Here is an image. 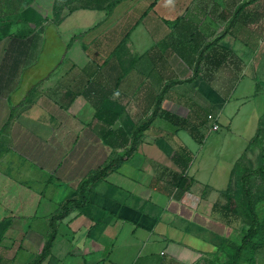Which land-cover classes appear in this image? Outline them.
<instances>
[{"label":"crops","instance_id":"0c3cea01","mask_svg":"<svg viewBox=\"0 0 264 264\" xmlns=\"http://www.w3.org/2000/svg\"><path fill=\"white\" fill-rule=\"evenodd\" d=\"M263 99L264 0H121L13 24L0 34V264L226 262L219 243L232 245L237 226L211 209L248 145L225 159L211 134L221 116L231 129L240 112H264ZM155 110L82 211L53 218L130 147L108 130L130 134ZM159 112L188 119L196 137Z\"/></svg>","mask_w":264,"mask_h":264},{"label":"trees","instance_id":"16d2710c","mask_svg":"<svg viewBox=\"0 0 264 264\" xmlns=\"http://www.w3.org/2000/svg\"><path fill=\"white\" fill-rule=\"evenodd\" d=\"M120 1L121 0H71L67 5L68 9L64 15L80 8L95 10L105 9L107 12H110L114 5ZM64 15L57 20L61 19ZM158 103L159 100H157L156 105H158ZM101 113H104L102 109L97 110L96 116ZM159 115L174 121L182 128L189 129L190 133L196 137L197 133H195L193 124L188 119L179 118L169 112H159ZM157 116L158 114L155 110L150 118L141 124L135 125L130 134L121 129V126L117 128V133L115 129H109L107 135L114 136L120 147L127 146L129 142L131 144L130 147L119 152L115 158L109 159L95 170L94 174L91 176L80 180L77 187L64 198L61 206V213L55 215L53 218L64 217L71 208H77V210L81 212L86 206L85 202L88 185L103 178L113 165L123 161L125 157H129L134 150L137 138L143 134ZM262 120H264V115L260 117V121ZM254 150H256V163L253 167L241 168L238 162L234 166V173L237 176L236 181H238L240 185V192L234 195L231 194V191L230 193L228 191L222 192L221 196L224 198V201H217L212 206L211 214L225 225L237 226L239 223H244L242 235L237 244L228 245L225 241L221 240L219 246L227 253L229 258L224 263L217 262L215 264H257L256 253L264 247V209L261 212L257 210L249 187V179L251 176L264 177L262 140L255 138L248 144L246 151L252 152ZM191 182V178H183L180 184L181 187L184 188L189 186ZM53 235L54 229L49 235V239L44 248L45 252L51 244Z\"/></svg>","mask_w":264,"mask_h":264},{"label":"rangeland","instance_id":"374dc122","mask_svg":"<svg viewBox=\"0 0 264 264\" xmlns=\"http://www.w3.org/2000/svg\"><path fill=\"white\" fill-rule=\"evenodd\" d=\"M71 0H0V34L4 33L10 26L15 23L41 22L42 20L52 18L56 21L67 12V5ZM264 105V99L258 102ZM260 115L264 112H240L233 120L231 129H228V122L225 116H221V128L218 132L212 133L216 141H224L229 150L225 153V159H229L233 150L248 145L253 139L262 140L264 152V120L259 121ZM259 125V128H258ZM230 131V132H229ZM224 162L223 157L220 163ZM256 163V150L246 151L238 161L239 167H253ZM217 175L225 180L226 172L224 165L217 166ZM224 177V178H223ZM219 181L220 178L218 179ZM219 184L221 182H218ZM223 183V182H222ZM250 193L257 210L261 212L264 209V177L251 176L249 179ZM231 194L240 192L239 182H232L230 188ZM219 201H224L220 194ZM244 228V223L237 225V235L231 240L238 243L241 237L240 229ZM264 263V256H263Z\"/></svg>","mask_w":264,"mask_h":264},{"label":"built area","instance_id":"2783aa9c","mask_svg":"<svg viewBox=\"0 0 264 264\" xmlns=\"http://www.w3.org/2000/svg\"><path fill=\"white\" fill-rule=\"evenodd\" d=\"M219 127L218 123L217 122H213L212 126H211V129L212 130H217Z\"/></svg>","mask_w":264,"mask_h":264}]
</instances>
